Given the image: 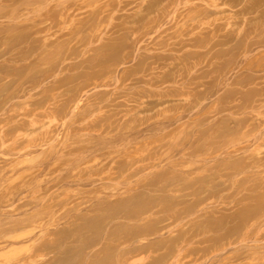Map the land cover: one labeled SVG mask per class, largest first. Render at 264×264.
<instances>
[{
  "label": "rangeland",
  "instance_id": "rangeland-1",
  "mask_svg": "<svg viewBox=\"0 0 264 264\" xmlns=\"http://www.w3.org/2000/svg\"><path fill=\"white\" fill-rule=\"evenodd\" d=\"M10 2L0 264H264V0Z\"/></svg>",
  "mask_w": 264,
  "mask_h": 264
},
{
  "label": "bare ground",
  "instance_id": "bare-ground-1",
  "mask_svg": "<svg viewBox=\"0 0 264 264\" xmlns=\"http://www.w3.org/2000/svg\"><path fill=\"white\" fill-rule=\"evenodd\" d=\"M3 1H9V0H0V19L2 18V20L3 19H6V20H8L9 21V25H11L13 28L15 27V24H13V23H16L17 24V22H19V21H21V20H27L28 22L30 21V18H29V15H28V11H29V9H30V2L27 4V5H24L23 7H19V6H17L18 4H16V3H14L15 5H13V3L12 2H10L9 3V5H7V6H10V4L12 3V6H10V7H7V9H12V10H8L9 12H4L2 9H1V3L3 2ZM20 1H22V0H20ZM38 1H41V0H38ZM109 1H111V0H108V3H109ZM118 2V1H117ZM20 3V2H19ZM107 3V2H106ZM119 3V2H118ZM36 4V3H35ZM77 4V3H76ZM76 4H75V6H76ZM110 4V3H109ZM120 4H121V0H120ZM5 5V4H4ZM73 6V5H72ZM54 7H56V6H54ZM59 7V6H58ZM58 7H57V9H58ZM62 7V6H61ZM74 7V6H73ZM72 7V8H73ZM77 8V7H76ZM7 9H5V10H7ZM64 8H62L61 10H63ZM67 11H68V9H66ZM77 10V9H76ZM76 10H74V11H76ZM52 12H54L55 10L53 9V10H51ZM51 11H50V16L49 17H51ZM60 11V10H59ZM58 11V12H59ZM49 12V11H48ZM54 13H57L56 11L54 12ZM64 13H65V10H64ZM49 14V13H48ZM48 14H46V15H48ZM67 14V13H66ZM55 14H53V16H54ZM58 15H60V17H62L63 16V14L60 12V14H58ZM62 15V16H61ZM65 15V14H64ZM72 15V14H71ZM46 17V16H45ZM55 17V16H54ZM54 17L52 18L53 19V21H56V20H54ZM59 17V16H58ZM59 17V18H60ZM73 18H75V17H73ZM43 20V19H42ZM23 21H21L22 23H23ZM44 22V25H45V22L46 21H48V20H43ZM49 21H50V19H49ZM53 21H50L51 23H54ZM58 21V20H57ZM28 22H26L25 21V23H28ZM38 22V21H37ZM37 22H36V24H37ZM49 22V23H50ZM58 22H61L60 20L58 21ZM41 23H42V21H41ZM40 22H39V24H41ZM42 23V24H43ZM47 23V22H46ZM39 24H37V25H39ZM41 24V25H42ZM58 24V23H57ZM20 25V24H19ZM8 26V25H7ZM27 26V25H26ZM48 26V24L46 25V26H43V27H47ZM32 27V26H31ZM39 27H40V25H39ZM11 28V27H10ZM33 29H31V30H33V32H34V27H32ZM37 29H38V27H37ZM41 29V28H40ZM24 30H26V29H24ZM23 30V31H24ZM46 29H43V31H45ZM12 31V30H11ZM27 31V30H26ZM25 31V32H26ZM53 31V30H52ZM22 32V31H21ZM29 32H30V30H29ZM46 32L47 31H45V32H43V34L45 33V35L44 36H47V34H46ZM26 33H28V32H26ZM39 32H37V34H38ZM33 34V33H32ZM9 35V34H8ZM22 35V34H21ZM23 36V35H22ZM28 36H30V35H28ZM27 35H26V37H28ZM39 36V35H38ZM25 37V36H24ZM25 37V38H26ZM49 37V36H48ZM44 38H46V37H44ZM23 39V38H22ZM50 40V39H49ZM16 41H18V40H16ZM20 41V40H19ZM26 41V40H25ZM46 41H47V39H46ZM27 42V41H26ZM26 42H24V43H26ZM37 42H40L39 40L37 41ZM43 44H45V41L43 40ZM6 44V43H5ZM12 44V43H11ZM15 44V43H14ZM30 44V43H29ZM28 44V45H29ZM27 45V46H28ZM17 46V45H16ZM45 46V45H44ZM25 48V47H24ZM29 49V48H28ZM5 52V51H4ZM4 55H5V53H4ZM1 56H3V55H1ZM28 58V57H27ZM3 74V73H2ZM9 76V75H8ZM0 77H2V76H0ZM3 78V77H2ZM3 79H5V78H3ZM8 79V78H7ZM6 80V79H5ZM12 80V79H11ZM4 81V80H3ZM3 81L2 82H0L1 84H3ZM8 82V81H7ZM18 83V82H17ZM2 94V93H1ZM19 94V93H18ZM17 95V94H16ZM15 95V96H16ZM12 96V95H11Z\"/></svg>",
  "mask_w": 264,
  "mask_h": 264
}]
</instances>
